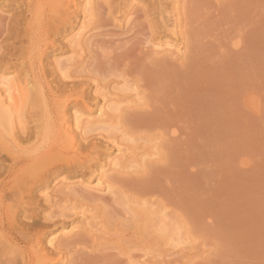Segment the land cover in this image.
<instances>
[{
	"label": "rangeland",
	"instance_id": "374dc122",
	"mask_svg": "<svg viewBox=\"0 0 264 264\" xmlns=\"http://www.w3.org/2000/svg\"><path fill=\"white\" fill-rule=\"evenodd\" d=\"M94 3V17L85 25L91 30L89 36L95 37L91 36L90 46H83L76 57L79 64L69 70L73 81L81 83L72 92L83 95L79 106L85 102L92 109L100 106L102 94L117 95L125 102L123 110L111 119L114 126L111 123L113 127L103 132V139L98 137L101 143L96 150L84 149L83 143L82 152L77 151L80 162L72 166L57 160L60 157L55 153L62 152L53 138H46L32 151L36 142L18 144L2 137L0 175L7 181L17 174L19 180L37 187L32 192V206L18 211L16 223L43 226V241L62 223L74 221L71 213L84 210L86 219H75V233L57 234L56 245L68 246L57 248L62 251L58 252L63 264H264V0ZM176 14L180 16L175 34L181 56L153 53L152 44L167 35L164 27L171 29ZM127 15L131 22L125 25ZM16 17L12 10L0 13V69L20 61L28 67L26 60L16 57L8 61L6 57L27 46L18 43L17 35L8 36L18 30ZM55 34V47L71 57L62 33ZM48 54L41 68L45 82L54 85L56 79L50 74L55 65ZM13 69L11 76L23 73L17 66ZM137 98L140 100L134 102ZM73 104L68 105V115L79 107ZM51 117L54 123V113ZM113 139L129 156L136 155L134 159L145 163L139 171L110 172L111 192L83 194L78 180L95 171L101 158L114 154ZM48 149L57 161L38 165L29 161ZM41 177L46 179L43 186ZM65 180L73 183L74 191L67 197L58 187ZM46 187L57 204L43 199L41 192ZM8 188L0 207L15 201L14 191ZM59 212L69 213L67 219L47 220ZM4 219L0 216V223L13 237L15 230ZM158 219L165 225L157 231L152 224ZM163 230L179 242L170 244ZM15 235L5 245L9 251L0 247L5 253L0 255V264H33L30 250L37 236Z\"/></svg>",
	"mask_w": 264,
	"mask_h": 264
},
{
	"label": "bare ground",
	"instance_id": "6f19581e",
	"mask_svg": "<svg viewBox=\"0 0 264 264\" xmlns=\"http://www.w3.org/2000/svg\"><path fill=\"white\" fill-rule=\"evenodd\" d=\"M99 1L104 2L105 0H99ZM94 2L95 0H0V13L1 11L12 10L13 12H15V15L17 16L14 19V22H15V28L18 30L16 32L13 31L10 32L8 36L11 37L17 35L18 43L21 44L22 46L24 44L27 45L24 51H20L13 56H6V57L9 58L8 61H11L13 60L12 58L17 57L18 59L26 60L28 62L27 69L24 67L26 63H24L23 61H20L19 63L15 62L12 64L11 62H8L4 64L5 66L4 69H0L3 72L2 74L0 73V141L1 142H3L2 139L3 136L9 138L12 142L19 141L20 143H24L26 145H30L31 143L36 142L35 148H33L34 150L32 149V151H37L39 147L42 146L41 144L45 142L46 138H48L49 141L53 138V142L59 147V149L62 152L60 153L59 151L60 155H58L59 154L58 152H57L58 154L55 153V156H57L56 158L60 157L57 160L60 161L65 160L66 165L70 164V166H72L76 162L78 163L80 162L81 158L79 155H77V153L78 154L80 153L77 152L78 150L80 151L81 149L82 152V149L84 147H85L84 149L87 150L94 149L96 145H99L101 143L100 140L103 139L102 137L103 132H108V130L111 129L110 127L114 126V124L111 122V119L113 117H116V115H118L121 109L123 110L122 106H124L123 104L125 103L122 101L123 99H120V97L117 95L110 94L111 96L110 95L108 96L109 93H104L102 94V96H100L101 97V102H100L101 104H99L100 106H97L96 108L92 109V107L89 108L88 107L89 105L87 106V103L85 102L82 104V106H79L78 101L80 97L83 95L78 96L74 94L72 91H74V89L75 90L78 89V86L81 85V83L74 82L73 78L69 74V70L73 66L75 67V65L79 64L78 59L76 57L78 56V54H80L82 48L86 47L85 45L90 46L89 44H91L90 43L91 38L95 37L92 35H91L92 37L89 36L91 30L90 29L88 30L87 25H85V21L88 22L92 17H94V14L92 12L95 10V8H97L96 7L97 5H95ZM160 13L161 11L157 14H159L158 16L161 19L162 16L160 15ZM174 16H175V20L172 23H170L172 24L171 29L166 30L165 28L167 26L164 27L163 32H167V35H165L166 34L165 33L164 34L165 37L164 36L158 37L160 40L158 39L156 43L152 44L153 53L155 54L163 53L165 55L167 54V56L170 58H179L181 56L182 48L178 44V39L175 34L176 33L175 29L177 28L180 22V20H178L180 16L177 17L178 16L177 14ZM127 18L128 19H126L125 25L130 24L129 22H131L130 21L131 15L130 16L127 15ZM55 32H59V33L61 32L63 34V35L61 34L62 40H65L69 44L70 51L73 54L71 55V57L67 58V53H64L62 50L58 51L59 48L57 49V47H55L56 42L54 38L57 36ZM48 50L50 51V54L46 53V51ZM47 54L49 55V58H52L55 65L54 73L50 74L53 77V80L55 79L57 80L54 81V85L48 84V82H45L43 78V73L45 70L41 68V64L43 58ZM33 65L35 67L37 66L38 68H35ZM16 66L17 68L21 69L23 73L21 75L15 74L11 76L13 73L10 71L11 69H13V67ZM136 93L134 94L135 97L136 95H138ZM139 100L140 99L138 100L135 99V101L134 100L133 101L138 102ZM131 101H128V103L133 102ZM72 102H74L73 106H75L76 108L79 106L82 107L83 109L81 108L82 110H80V108L78 107L75 110L73 109L70 115H68L69 114L68 105H71ZM47 104L49 105L47 106ZM50 105L52 107V110H50ZM52 113H54L55 124L51 122ZM111 123L113 124V126L111 125ZM98 137L99 138L102 137V138L99 140ZM108 140L109 138H107V141ZM84 142H85V146L82 147ZM111 143H113V147L115 146L114 154L113 153L107 154L103 158V160L101 158L102 163L98 164L99 166L95 171L89 172V175L84 180L83 179L78 180L80 182L79 185L82 187V190L84 189L83 194L90 196L92 193L93 196H95L94 194H101L103 192L107 193L109 190H111L110 180L112 182V178L109 179L110 177L108 176L110 172L112 171L122 172L126 170L131 171V169L134 170L136 169L137 171L138 169L140 170L142 165L145 163L143 161L136 160L138 158L134 159L136 155L132 157L131 154L129 156L128 152L125 151L126 149L124 150L119 144H117L115 139H113ZM52 147L53 146H51V148ZM94 150H96V148ZM32 151L30 152L32 153ZM97 151H95V153L98 154ZM53 154H54L53 150L48 149V151L44 152L41 156L33 157L32 159L30 158V160L29 159L28 160L35 165H38L40 161L43 162L41 164H47L49 161L55 160ZM135 160L138 161L136 162L137 164H135ZM93 168L95 169V166ZM1 169H4V166H2ZM7 176L8 178L10 177L9 172H7ZM45 180L46 179L44 177L40 178L41 186H43ZM59 184L60 186L58 185L57 186L60 187V189L59 188L58 189L61 190V193L66 194V197L68 195L67 193H71L70 191H73V188H71L73 183L71 181L65 180L64 182H61ZM7 186H9L8 190L14 191L13 197L15 201L11 205L1 206L0 216L6 217V219L4 220L7 227L10 229L13 228L15 230V234H17L18 236H23L26 238H28L29 236H37L34 239V245L31 246V250H30L31 252L30 258L33 259V264H63L61 262L62 256H60L59 253V252L62 253V251H59L57 248L62 247L64 249V247H66L65 245L67 244L61 245L62 244L61 243L60 245H56L57 243L56 241L58 240L57 234L64 235L67 233L66 235L68 234L70 235L71 233H75L74 231H76L78 227L75 224V219L77 221H79L80 219L83 220L84 218L86 219L85 211L82 210L77 213L76 212L73 214L71 213V216L75 217L74 221H71L69 225L62 223L61 228L57 229L54 232H50L47 235L46 240L42 241L41 235H44L43 226L37 227L35 226L36 224L35 225L29 223L24 224L22 222L17 224L16 223L17 219H15L16 214L18 213L19 210H21V208L25 209L27 208L26 207L27 205L32 206V202H33L32 201L33 198L31 199V197H33L32 192L37 187L35 188L30 187L29 183L26 182V179L24 181L19 180L17 174H13L7 181L5 180L4 174L0 175V203L3 202V198H4L3 192L5 191V188ZM54 189H57V187H55ZM49 191L50 190L47 187L43 189V191L41 192L43 194L42 196L44 197L43 199L47 204L50 203L51 204L53 203L54 205L57 204L56 200H54V198L51 197ZM54 193H56V190ZM68 196H71V194H69ZM98 198L100 199V197ZM63 200L66 202L67 199L65 200L64 197ZM34 203H35V199H34ZM128 208L130 209V207H127V209ZM63 213L59 212V216H56L54 214L53 218L50 217V219L47 220L53 221L54 219L59 218L60 222H62V220L67 219L69 215V213H67L68 215L66 213L64 214ZM136 213L133 214H135L136 216ZM156 219L157 218L153 220ZM159 219L157 223L152 224V227L153 226L156 227L157 231L161 228L160 226L165 225L164 220L162 221ZM44 223L45 222H43V224ZM91 224L93 223L91 222ZM92 227L93 225L91 227H88V229L89 228L92 229ZM94 229L95 228H93V230ZM93 230H89V231L91 232ZM15 234L13 235V237H11L10 234H7L5 232L3 223H0V247L2 249L4 247L5 250L7 244H11V240L13 238L14 239L16 238ZM163 234H162V238L164 236L166 241H170V244L171 241L174 242L173 240L179 242L178 239H174L171 232L169 233L164 231ZM177 237L180 238L179 235ZM182 240L183 239H181L180 243L183 242ZM180 243L176 244V246H180ZM172 246L174 247V245ZM66 248H68V246ZM6 251L9 250H5V253ZM2 253L3 252H0L1 256ZM5 253H3V255ZM56 256L57 257L60 256V257L55 258Z\"/></svg>",
	"mask_w": 264,
	"mask_h": 264
}]
</instances>
